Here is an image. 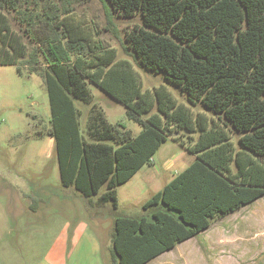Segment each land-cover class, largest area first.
I'll use <instances>...</instances> for the list:
<instances>
[{
    "label": "trees",
    "instance_id": "trees-1",
    "mask_svg": "<svg viewBox=\"0 0 264 264\" xmlns=\"http://www.w3.org/2000/svg\"><path fill=\"white\" fill-rule=\"evenodd\" d=\"M62 1L67 6L0 0V65L43 79L51 112L46 135L61 184L92 206L116 210L117 187L150 164L167 140L163 117L189 131L192 123L183 109L173 111L168 91H142L127 60L116 61L113 48L80 34L70 0ZM107 2L118 14L141 16L142 26L125 39L138 64L162 71L221 124L199 115L197 138L186 145L194 160L143 203V214L113 215L104 264H145L264 194V0ZM10 14L22 35L10 26ZM87 80L124 104L141 131L134 135L109 123L92 102ZM77 102L91 104L84 123ZM154 104L156 111L143 119ZM231 130L239 133L240 150H233Z\"/></svg>",
    "mask_w": 264,
    "mask_h": 264
},
{
    "label": "rangeland",
    "instance_id": "rangeland-1",
    "mask_svg": "<svg viewBox=\"0 0 264 264\" xmlns=\"http://www.w3.org/2000/svg\"><path fill=\"white\" fill-rule=\"evenodd\" d=\"M55 1L61 8L67 6L62 0ZM70 2L71 17L79 33L91 43L113 48L116 61L127 60L137 72L142 91L160 88L168 91L174 99L173 111L183 109L189 115L191 131L163 117L169 136L152 156L151 164H145L134 180L121 184L116 210L107 205L103 215L100 209L92 215L79 192L73 186L61 184L53 142L46 135L51 112L43 79L29 74L26 68L19 74L15 65H0V264L106 263L113 215H140L151 194L188 166L192 159L186 145L197 138L199 115L207 122L214 119L220 124L200 101L191 103L188 95L170 83L162 71L141 67L131 49L126 48V32L143 24L138 13L131 17L118 14L111 10L107 0ZM8 22L14 31L23 34L11 14ZM22 40L26 42L27 38L23 35ZM87 86L96 109L109 123H118L134 135L141 131V125L127 118L124 104L89 80ZM77 105L84 123L91 104L77 102ZM156 109L154 104L141 117L147 118ZM229 135L233 150H240L239 133L231 130ZM183 149L187 153L178 159ZM169 161H176L175 165L165 168ZM145 169L161 171L157 187L137 180ZM33 199H36L34 210ZM85 231L98 237L101 245L98 254L91 255L87 249L74 251V241L82 240ZM179 246L182 249L177 256L172 250L148 264H162L160 257L164 256L172 261L183 258V262L191 264H264V194L233 213L212 220L208 230Z\"/></svg>",
    "mask_w": 264,
    "mask_h": 264
},
{
    "label": "crops",
    "instance_id": "crops-1",
    "mask_svg": "<svg viewBox=\"0 0 264 264\" xmlns=\"http://www.w3.org/2000/svg\"><path fill=\"white\" fill-rule=\"evenodd\" d=\"M52 140V139H51ZM53 142V141H52ZM188 152V151H187ZM186 151L184 152V149L182 150V153H181V157L180 158H178V159H181L183 156H184V154L185 153H187ZM189 154L191 155V162L194 160V158H195V155L194 154H192V153H190L189 152ZM177 159V160H178ZM175 162L176 161H174L173 163H174V165H175ZM190 162V163H191ZM173 163H171V161H169L168 163L166 162L165 164V168H169ZM189 163V164H190ZM151 164V163H150ZM150 164H148V165H150ZM188 164V165H189ZM144 166H142L127 182H129L130 180H134L135 179V177L137 176V174L140 172V170L143 168ZM162 174H161V171H157V170H155V171H148V169H145V171H143V173H142V176H140L137 180L138 181H140V180H142L146 185H149V184H154V187H157L158 185H157V180H159V178H160V176H161ZM176 175V174H175ZM174 175V176H175ZM173 176V177H174ZM172 177V178H173ZM171 178V179H172ZM171 179H169L168 181H170ZM167 181V182H168ZM126 182V183H127ZM167 182H164V184H163V186L167 183ZM121 186V185H120ZM120 186H118L117 187V199H118V207H119V198H118V196H119V191H118V188L120 187ZM163 186H161V188L163 187ZM161 188H158L155 192H157V191H159ZM156 189V188H155ZM78 192V191H77ZM154 192V193H155ZM153 193V194H154ZM80 194V193H79ZM153 194H151V195H153ZM81 195V194H80ZM83 201H85V204L87 203V206H88V208H87V210H88V212H89V210H91L90 211V213L93 215H96V214H98V212L99 211H97V210H101V212L100 213H102V215H103V213H105L104 212V210H105V208H106V206H104V207H95V206H92L91 204H89V202H88V199H85V200H83ZM95 201V198L94 197H92L91 198V202H94ZM96 208V209H95ZM241 208V207H240ZM238 210V209H237ZM236 211V210H235ZM99 213V214H100ZM233 213V212H232ZM141 214H143V213H141ZM140 214V215H141ZM229 215V214H228ZM127 216H130V215H127ZM95 217V216H94ZM224 217V216H223ZM217 219H220V217H217V218H215V219H213V221L214 220H217ZM211 222H212V220H211ZM211 224V223H210ZM209 227H210V225L207 227V228H205L204 230H202L201 231V233H200V235L202 234V233H204L206 230H208L209 229ZM111 236V235H110ZM83 239L81 240V239H78V240H75L74 241V251H78V250H82V249H87L88 251H89V253L91 254V255H96V254H98L99 253V251H100V242H99V240H98V237H96V235L94 234V232H92V231H85V235H83ZM194 238H196V237H192V238H188V239H186V240H184V241H186V242H190L191 240H193ZM183 241V242H184ZM183 242H180V243H178V244H176L173 248H171L170 250H167V251H165V252H169V251H172L173 250V252L175 253V256H177L178 255V253H177V251L178 252H180V249H182V247H180L179 246V244H181V243H183ZM197 251H198V248H197ZM196 251V252H197ZM165 252H163V253H165ZM162 253V254H163ZM177 253V254H176ZM162 254H160V255H158V256H156L155 258H159V256H161ZM155 258H153V259H151V260H154ZM168 259H169V257L168 256H164V257H160V261L162 262V264H191V262L190 263H185V261L183 262L182 261V259L183 258H178V259H176L175 261H172V260H170L169 259V261H168ZM150 260V261H151ZM150 261H148V262H146L145 264H148ZM159 261V262H160ZM101 262V261H100ZM100 262L99 263H95V264H100ZM158 262V263H159ZM102 263V262H101Z\"/></svg>",
    "mask_w": 264,
    "mask_h": 264
}]
</instances>
